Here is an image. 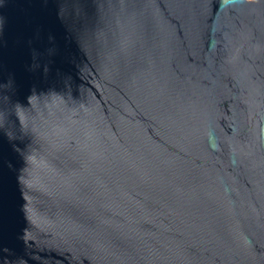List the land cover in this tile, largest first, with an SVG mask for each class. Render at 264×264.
Listing matches in <instances>:
<instances>
[{
    "label": "water",
    "instance_id": "1",
    "mask_svg": "<svg viewBox=\"0 0 264 264\" xmlns=\"http://www.w3.org/2000/svg\"><path fill=\"white\" fill-rule=\"evenodd\" d=\"M0 264H264V0H0Z\"/></svg>",
    "mask_w": 264,
    "mask_h": 264
}]
</instances>
